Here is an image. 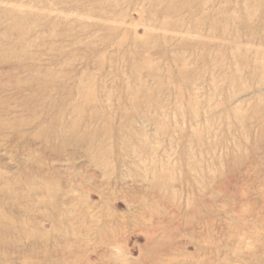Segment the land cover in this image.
Wrapping results in <instances>:
<instances>
[{
    "label": "rangeland",
    "instance_id": "374dc122",
    "mask_svg": "<svg viewBox=\"0 0 264 264\" xmlns=\"http://www.w3.org/2000/svg\"><path fill=\"white\" fill-rule=\"evenodd\" d=\"M0 264H264V0H0Z\"/></svg>",
    "mask_w": 264,
    "mask_h": 264
}]
</instances>
